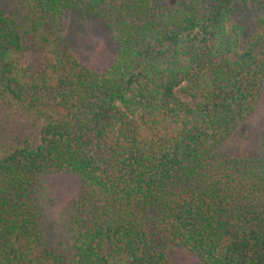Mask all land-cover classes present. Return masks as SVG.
<instances>
[{
  "label": "trees",
  "instance_id": "obj_1",
  "mask_svg": "<svg viewBox=\"0 0 264 264\" xmlns=\"http://www.w3.org/2000/svg\"><path fill=\"white\" fill-rule=\"evenodd\" d=\"M20 1L0 3V106L34 133L0 151V264H264V0ZM238 1L262 10L243 44ZM67 17L106 27L104 69Z\"/></svg>",
  "mask_w": 264,
  "mask_h": 264
},
{
  "label": "rangeland",
  "instance_id": "obj_2",
  "mask_svg": "<svg viewBox=\"0 0 264 264\" xmlns=\"http://www.w3.org/2000/svg\"><path fill=\"white\" fill-rule=\"evenodd\" d=\"M5 1H8L10 6L17 4L22 7L20 0H0V3ZM234 6L235 11L228 25L236 22L243 25V44L256 27V20L262 14V10L252 1H238ZM65 21L68 22L67 28L72 35L70 40L77 46L83 61L96 69H104L114 52L106 27L93 20H88L86 25H83V22L82 24L76 20L73 21L72 17L65 18ZM19 58L23 64L33 63L36 67H43L51 59V53L45 49L34 47ZM262 98L264 99V90ZM260 115L261 109L258 108L251 115L248 125L244 128V133L253 139L252 142L255 141L259 133ZM31 124L30 118L19 109L0 106V151L8 149L15 141H22L24 138L31 137L33 135L31 133H34V126ZM69 183H73L70 178L69 182L64 184L68 185ZM173 259L176 264H201L196 256L183 250L173 252Z\"/></svg>",
  "mask_w": 264,
  "mask_h": 264
}]
</instances>
